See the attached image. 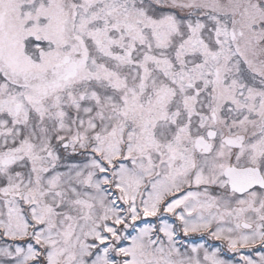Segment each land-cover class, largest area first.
Returning a JSON list of instances; mask_svg holds the SVG:
<instances>
[{
    "label": "snow or ice",
    "instance_id": "obj_1",
    "mask_svg": "<svg viewBox=\"0 0 264 264\" xmlns=\"http://www.w3.org/2000/svg\"><path fill=\"white\" fill-rule=\"evenodd\" d=\"M0 264H264V0H0Z\"/></svg>",
    "mask_w": 264,
    "mask_h": 264
}]
</instances>
